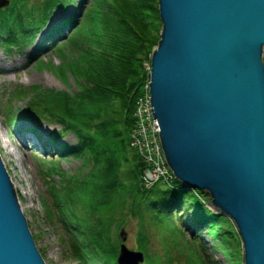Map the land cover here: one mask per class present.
I'll return each mask as SVG.
<instances>
[{
  "label": "trees",
  "instance_id": "1",
  "mask_svg": "<svg viewBox=\"0 0 264 264\" xmlns=\"http://www.w3.org/2000/svg\"><path fill=\"white\" fill-rule=\"evenodd\" d=\"M79 1L84 0H13L0 16V44L10 51L21 43L33 45L57 8ZM74 22L68 19L53 32ZM161 33L158 0H92L73 28L67 49L59 47L60 76L68 83L73 78L75 89L21 90L20 98L31 95V111L61 126L51 139L60 159L42 162L49 198L41 201L46 220L61 224L59 241L76 264H117L122 243L118 231L130 224L140 236L134 247L151 257L143 240L152 228H159L162 218L179 214L188 216V224L207 227L226 264H241L237 230L230 219L207 206L206 192L179 182L147 190L141 181L145 166L131 146L130 132L137 96L149 78L146 63ZM69 135L75 144L63 141ZM65 158L80 161V167L63 171ZM204 264H210L207 258Z\"/></svg>",
  "mask_w": 264,
  "mask_h": 264
},
{
  "label": "water",
  "instance_id": "2",
  "mask_svg": "<svg viewBox=\"0 0 264 264\" xmlns=\"http://www.w3.org/2000/svg\"><path fill=\"white\" fill-rule=\"evenodd\" d=\"M152 111L173 179L236 224L264 264V0H158ZM9 0H0V9ZM118 264H142L125 232ZM0 264H46L0 153Z\"/></svg>",
  "mask_w": 264,
  "mask_h": 264
},
{
  "label": "rangeland",
  "instance_id": "3",
  "mask_svg": "<svg viewBox=\"0 0 264 264\" xmlns=\"http://www.w3.org/2000/svg\"><path fill=\"white\" fill-rule=\"evenodd\" d=\"M31 2L34 3L36 0H31ZM91 2L92 0H84L82 3L77 2L76 5L69 8L63 6L60 8V13L56 14L55 20L53 15L48 25L52 20H54L52 23L54 25L58 24V22L62 24L70 18H75V25L71 24L69 25L70 27L68 26L66 29H63L57 36L58 39L46 41L47 46L49 45L46 48H38L37 42L41 38L40 35L45 33L50 25L41 29L36 35L34 44L29 47L21 43L15 52L10 51L9 46L0 47V60H2V63L6 65L13 63L11 65V69L13 70L8 67H4L3 69L5 65H0V68H2L0 70V124H3L4 135V140L0 138V153L17 191L19 201L26 208L23 213L27 219L36 246L46 264H76L73 260L69 259L67 250L59 241V237L63 234L61 224L57 219H55L54 224L46 220V212L41 201L42 198H49V179L44 174L47 169L42 162H49L50 160H58L60 158L57 151L43 153L33 147V142L31 141L24 144L21 141L20 134L27 133V130L29 131L33 128L37 129L36 127H39L37 131L45 132V134L47 133L46 131H50L49 134H51V132L60 131L61 126L42 120L37 116L31 118L21 115V113L29 110L30 99L19 98L23 92L21 90L28 91L33 88L54 91H70L75 89L73 78H70L68 83L60 76L61 73L58 67L61 64L59 58L61 52L59 47L63 45V48L67 49L69 46L67 45L69 44L67 40L71 36L73 28L80 22L83 13L87 9V4L89 6ZM29 5L31 6L30 3ZM48 36L41 40L44 42ZM51 42H54V44ZM36 46L38 48V55L34 54ZM61 55L63 54L61 53ZM146 68L151 69V59L149 63H146ZM63 72H67L66 66L63 67ZM141 98L146 99L145 106L148 109L153 108L151 105L149 78L143 84L136 101H140ZM13 116L15 120H12L14 119ZM18 118L19 121L16 122ZM12 122L13 125H10ZM157 135L155 137H158ZM66 141L70 144L76 143L73 135H69ZM80 165V161L74 158L61 160V169L69 173L79 168ZM55 179L58 180L59 178L56 176ZM163 188L164 184L159 183L156 190ZM208 195L210 201H208L207 206H211L212 200L210 194ZM214 209L212 208V210ZM214 212L220 213L219 210H214ZM180 215L174 218H162L159 228H152L151 233H148V238L142 242L147 245L146 249L149 251V255H151V257H146V262L154 264H204V260L207 258L210 264H226L227 260L221 253L216 251L213 236L208 232L207 227L205 225H196L194 229H191L188 224V216L183 215L179 218ZM230 221L233 227L236 228L239 239H241V243L238 244L240 250L239 256L241 264H245L242 238L234 221L231 219ZM227 224L229 225V223ZM180 227L183 229V233ZM122 231L125 232V236L127 237L128 247L137 250L134 247V243L138 246L137 240L140 236L138 233L136 234V229L133 228V225L130 224L126 229L123 228L118 231V238H121V240ZM198 241L201 242V247Z\"/></svg>",
  "mask_w": 264,
  "mask_h": 264
},
{
  "label": "built area",
  "instance_id": "4",
  "mask_svg": "<svg viewBox=\"0 0 264 264\" xmlns=\"http://www.w3.org/2000/svg\"><path fill=\"white\" fill-rule=\"evenodd\" d=\"M145 100L141 98L137 103L132 138L134 146L140 150L150 166L144 179L148 185H152L162 178L166 179L170 169L163 152L159 123L153 115L152 108L148 109L145 106ZM156 135L158 137H155Z\"/></svg>",
  "mask_w": 264,
  "mask_h": 264
},
{
  "label": "bare ground",
  "instance_id": "5",
  "mask_svg": "<svg viewBox=\"0 0 264 264\" xmlns=\"http://www.w3.org/2000/svg\"><path fill=\"white\" fill-rule=\"evenodd\" d=\"M59 24H61V22H58V24L54 25L55 28L59 26ZM48 32V33H47ZM53 32V30H47L45 31V33H43L41 36V38L38 40V48H41L43 46V44L45 42H43V40H41L42 38L44 37H47L48 35H50L49 33ZM47 33V34H46ZM49 37V36H48ZM37 46H36V49H35V52L34 54L38 55L37 54V51L38 50ZM33 53V52H32ZM13 64V63H12ZM12 64H8L6 65L5 63H2V60H0V65H5L3 66V69L4 67L5 68H12L11 65ZM2 68H0L1 70ZM13 70V69H11ZM45 130V129H44ZM47 130V129H46ZM47 133L45 134V132H42V131H32V130H27V133H21L20 134V138H21V141L24 142V144H27V142L31 141L33 142V147H35L36 149L40 150V152H43V153H50V151L54 148V146H56L55 144H52L51 142V139L52 138V135L49 134L50 131H46ZM40 133V134H39ZM0 138H2L4 140V135H3V124H0ZM60 144V143H59ZM61 146V144H60ZM20 204H21V208L23 210V212H25L26 208L24 207V205H22V202L20 201ZM193 225L189 224V227H192Z\"/></svg>",
  "mask_w": 264,
  "mask_h": 264
}]
</instances>
